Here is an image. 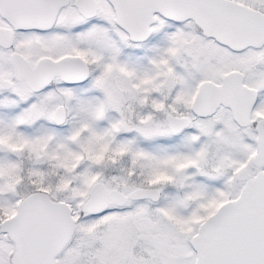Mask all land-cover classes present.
I'll return each instance as SVG.
<instances>
[{"label": "snow or ice", "instance_id": "6c2138e0", "mask_svg": "<svg viewBox=\"0 0 264 264\" xmlns=\"http://www.w3.org/2000/svg\"><path fill=\"white\" fill-rule=\"evenodd\" d=\"M0 264H264V0H0Z\"/></svg>", "mask_w": 264, "mask_h": 264}]
</instances>
